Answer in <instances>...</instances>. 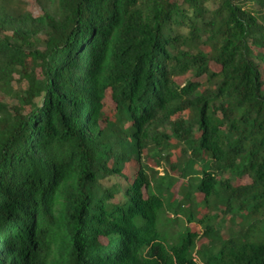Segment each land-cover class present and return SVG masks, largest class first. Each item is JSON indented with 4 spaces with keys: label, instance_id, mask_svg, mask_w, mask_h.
Here are the masks:
<instances>
[{
    "label": "trees",
    "instance_id": "16d2710c",
    "mask_svg": "<svg viewBox=\"0 0 264 264\" xmlns=\"http://www.w3.org/2000/svg\"><path fill=\"white\" fill-rule=\"evenodd\" d=\"M36 1L0 0V264H264V0ZM173 183L238 230L168 243Z\"/></svg>",
    "mask_w": 264,
    "mask_h": 264
},
{
    "label": "rangeland",
    "instance_id": "374dc122",
    "mask_svg": "<svg viewBox=\"0 0 264 264\" xmlns=\"http://www.w3.org/2000/svg\"><path fill=\"white\" fill-rule=\"evenodd\" d=\"M22 1L25 4V9L33 17H37L41 14L40 7H39L36 0H22ZM30 66H31L30 61L28 60L25 63V71L28 70L30 68ZM211 67L213 70L217 69L214 65H212ZM185 77H186V79L190 78L189 75H186L184 77L177 79V83L182 84L183 79ZM19 86L20 85H18V84H14V88H18ZM3 101L4 102H10L11 104L14 102L9 98H5V99H3ZM104 111L109 117L113 116V104H112L109 97H106L105 105H104ZM195 133H196V131H195ZM170 151L172 153L171 160L174 162L177 160V158L180 155L179 148L175 147L174 149H171ZM142 160H143V163L149 169H153L155 172H157L155 180H158L161 176L164 175V173H165V171H163L164 169H166L168 171V173L170 172L168 170V167H167L165 162L162 161V162H159V165H156L155 160L147 157V154L145 152L142 153ZM134 171H135V166L130 164V165L126 166L124 169V174L128 175V180L118 179V178H109V179H105L102 182V186L104 188H108V187L112 186L113 184H118L119 186H125V184H127L131 181V178L133 177ZM169 174L171 176H176V177L178 176L177 171L173 172L172 174L171 173H169ZM243 180L245 182H247V179H243ZM155 182H157V181H155ZM155 182L154 181L152 182L153 183V188H152L153 192H154V186H156ZM233 182H234V179H233ZM159 189H160L159 192H162V188H159ZM191 194L193 195V193H191ZM162 195H163V192H162ZM193 197H195L196 203H200L202 200L201 195L195 194ZM164 199H165V201H164L163 213L165 212V214L164 215H163V213L160 214V216L158 218L157 228H158V231H160V233H162L165 236L168 243H173L174 241L177 242L179 240V238L185 233V231H187V229H189L190 231L196 232L199 236V239L197 240V244H196L197 247H199L201 244H206V240H203L201 237L202 227H201V224L198 223V220L201 219L202 217L206 216L207 214L209 215V217L211 216L215 230L218 233H220V235L223 238H227L232 230H234V231L238 230V227L236 224L233 225L227 216L222 215L221 208L216 209L212 203H210L209 209L204 208L203 206L202 207L200 206V208H198V210L196 211L197 213L195 215L194 221L190 224H188V223L185 224L186 218L182 214V210H180V208L176 207L175 205H171L172 200H174L176 202L182 201L181 192H180V188H179L178 183L172 184V188H170L168 195ZM118 200H120L119 196L116 197L115 202ZM184 204H185V206L183 209L185 210L187 205H186V203H184ZM162 216H163V220H162ZM166 218H168L167 224H169V225L167 226V224H165L164 226H162L161 220L164 221V219H166ZM236 222H238V220H236ZM175 238H176V240H175Z\"/></svg>",
    "mask_w": 264,
    "mask_h": 264
}]
</instances>
